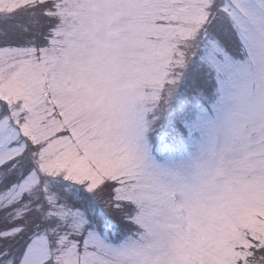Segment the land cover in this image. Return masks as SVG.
Segmentation results:
<instances>
[{
  "label": "snow or ice",
  "instance_id": "1",
  "mask_svg": "<svg viewBox=\"0 0 264 264\" xmlns=\"http://www.w3.org/2000/svg\"><path fill=\"white\" fill-rule=\"evenodd\" d=\"M0 264H264V0H0Z\"/></svg>",
  "mask_w": 264,
  "mask_h": 264
}]
</instances>
